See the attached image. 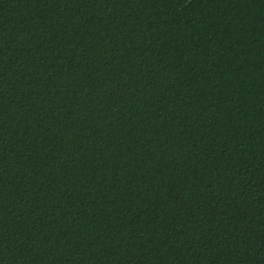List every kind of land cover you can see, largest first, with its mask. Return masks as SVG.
Segmentation results:
<instances>
[{"label": "trees", "instance_id": "obj_1", "mask_svg": "<svg viewBox=\"0 0 264 264\" xmlns=\"http://www.w3.org/2000/svg\"><path fill=\"white\" fill-rule=\"evenodd\" d=\"M0 264H264V0H0Z\"/></svg>", "mask_w": 264, "mask_h": 264}]
</instances>
